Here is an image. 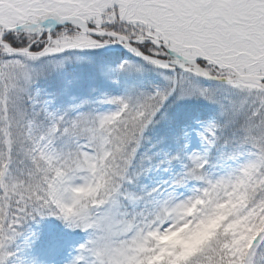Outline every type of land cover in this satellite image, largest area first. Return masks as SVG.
Listing matches in <instances>:
<instances>
[{
	"label": "snow or ice",
	"instance_id": "1",
	"mask_svg": "<svg viewBox=\"0 0 264 264\" xmlns=\"http://www.w3.org/2000/svg\"><path fill=\"white\" fill-rule=\"evenodd\" d=\"M0 264H264V0H0Z\"/></svg>",
	"mask_w": 264,
	"mask_h": 264
}]
</instances>
